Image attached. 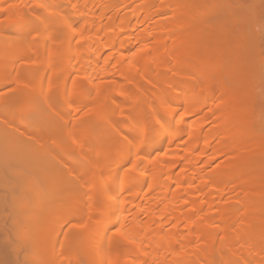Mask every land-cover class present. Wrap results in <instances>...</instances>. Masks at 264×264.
<instances>
[{
	"label": "bare ground",
	"instance_id": "obj_1",
	"mask_svg": "<svg viewBox=\"0 0 264 264\" xmlns=\"http://www.w3.org/2000/svg\"><path fill=\"white\" fill-rule=\"evenodd\" d=\"M156 1L28 0L23 5L0 0V107L15 108L0 109V264H97L90 258L98 249L105 251V264H264V174L257 173L264 164L259 158L264 154V92L253 76L260 71L254 58L264 59V0ZM221 8L229 18L211 35L205 25ZM194 9L201 14L192 19ZM7 31L22 33L23 44L2 46ZM230 31L238 50L252 45L246 60L222 51ZM190 55L199 58L191 61ZM110 65L120 74L111 80L99 76ZM48 66L52 75L44 95L42 67L46 71ZM240 69L252 79L235 84ZM75 72L80 75L70 81ZM69 85L72 93L66 98ZM206 92L210 100L202 98ZM38 98L34 131L19 126L24 119L14 127L13 117L33 112ZM62 102L74 110L72 128L57 122L40 128L44 115H61ZM106 110L110 116L103 140L108 142L100 146L93 123ZM28 134L34 138L28 141ZM70 134L91 138L86 148L81 143L82 150L77 149L80 165H89L85 172L66 165L75 156L60 161L65 166L56 176L49 158L40 162L43 166L25 163L34 148L51 146L50 153L55 147L75 148ZM9 141L15 142L5 153L1 147ZM121 158L139 162L137 172L116 171ZM72 174L90 191L87 207L70 202ZM18 177L24 183L17 190ZM43 181L53 183V189L48 185L52 192L60 187L57 200L42 195L48 187ZM113 185L118 190H110ZM105 187V200H100L98 189ZM28 193L36 195L25 217L37 227L18 231L17 206ZM49 215L52 221L60 219L56 229ZM90 222L105 235L111 225L118 234L107 243H93L101 235L96 233L87 245L83 231ZM47 233L58 240L53 242L56 253L34 262V245L50 246L52 240L44 241Z\"/></svg>",
	"mask_w": 264,
	"mask_h": 264
},
{
	"label": "rangeland",
	"instance_id": "obj_2",
	"mask_svg": "<svg viewBox=\"0 0 264 264\" xmlns=\"http://www.w3.org/2000/svg\"><path fill=\"white\" fill-rule=\"evenodd\" d=\"M17 2L18 3H20V2H23V5H27L28 4V0H17ZM160 3V2H164L163 0H158V1H156V3ZM157 3V4H158ZM204 3H206V4H209V1L208 0H205V2L203 1V5H204ZM23 5H21V6H23ZM158 5H160V4H158ZM164 5V4H163ZM207 11L206 12H208L209 10L208 9H206ZM209 13H211V11L210 12H208L207 14H209ZM200 14L201 13H199V9H194V11H192V14H191V18L192 19H195L196 17H198V16H200ZM212 14V13H211ZM213 14H214V18H213V20L212 21H208L207 23H206V28H205V31H207L209 34H211V35H215L216 33H217V31H218V28H219V25L221 24V23H224L228 18H229V12H227V11H223V9L221 8L220 10H218V11H213ZM261 19H264V16H262L261 17ZM222 25V24H221ZM22 34V33H21ZM20 33L18 34V35H16L13 31H7L6 32V34H5V37H3V42H1V43H3V45L2 46H8V44H14V45H16V44H23L22 42H21V40L20 39H22L21 37H22V35H21ZM232 37H233V31H230V38H229V40L227 41V42H225L224 44H222L221 45V49H222V51H224L225 53H230V54H233V55H235V56H237V55H239V57L242 59V60H246V56H247V53H249L251 50H252V45L250 44V43H248L247 44V46H245L243 49H241V50H238V47H237V43H236V41H234L233 39H232ZM76 42V41H75ZM205 49V47L201 50V53H203L204 50ZM193 55V54H192ZM195 55V54H194ZM193 55V56H194ZM198 56V55H197ZM197 56H196V58L194 59L191 55L189 56V60H191L192 58V60L191 61H196V59L198 60V58H197ZM49 59V58H48ZM256 59V60H255ZM254 60L256 61V65H259V73L257 74V75H253L254 76V78L255 79H258V86L260 87L259 88V92H260V90H261V92H264V59H261V58H254ZM253 60V61H254ZM232 61H234V60H229L228 62L229 63H231ZM105 62L103 61V62H101V64H104ZM183 63H185V64H187L186 62H183ZM196 63V62H195ZM195 63H193V65L195 64ZM233 63V62H232ZM234 63H235V61H234ZM184 64V65H185ZM184 65H182V66H184ZM185 66H188V65H185ZM44 67V66H43ZM42 67V69L44 70V84H43V90H44V95H46L47 93H48V79L50 78V76L52 75V66H48V67H46L47 69H46V71H45V68H43ZM51 67V68H50ZM42 69H41V71H42ZM91 70H95V69H91ZM242 69H240V71H241ZM96 71V70H95ZM107 72H105V73H101L100 72V75L99 76H104L105 78H107V79H113V77L115 76L114 74H116V72H117V74H120V72H121V70L120 69H116L115 68V65H110L109 67H108V69L106 70ZM129 74L131 75L132 73H133V71H134V68L133 67H130L129 68ZM80 75V73L79 72H75V73H73L72 75H71V78H70V81L75 77V76H79ZM178 76H180V74L179 75H177V78H180V77H178ZM249 76V75H248ZM183 78H184V76H182ZM248 78H251L252 79V75L250 76V77H248ZM247 78V73H245L244 71H241L240 72V74L237 76V77H235L233 80H234V83L235 84H241V82L243 83L246 79H248ZM185 79V78H184ZM183 79V80H184ZM146 80V79H145ZM147 80H149V79H147ZM182 80V78H181V81H183ZM143 82H145L144 81V79H143ZM146 82H148V81H146ZM145 82V83H146ZM150 82V81H149ZM30 84H32V82L31 83H29L28 84V92H30V88H31V86L33 87V84L30 86ZM147 84V83H146ZM148 85V84H147ZM35 86V85H34ZM149 86H152V85H149ZM27 87V86H26ZM88 88H89V86H87ZM25 89H27V88H25ZM36 90V91H35ZM35 90L33 91V93L34 92H37L36 94H38L39 93V91H37L38 89L37 88H35ZM27 91V90H26ZM64 94L66 95V98L67 97H69L71 94L70 93H72L71 92V85H69L68 87H66L65 89H64ZM207 93V92H206ZM206 93L204 94L203 93V95L204 96H202V98L203 99H205V100H210V94H208V95H206ZM59 94H60V98H61V91L59 92ZM91 95V94H90ZM90 95H87V96H90ZM37 97H40L39 96V94H38V96ZM39 99V98H38ZM40 99L39 100H36V103L34 104V108H33V112H29L30 113V115H29V113H27V112H25V110L24 111H22V112H20V113H18V114H16L15 115V117H13V118H15L14 119V121H15V123H13L12 125L14 126V127H18V124H17V121L20 119V120H25V121H22V123L24 122V124H22V126L21 125H19L22 129H27L26 127L28 126V130L30 129V130H32L31 128V126H33L34 125V122H36V119H35V117L37 118V116H39V115H37L38 113H40V111H41V106H40ZM62 111H61V115L58 117V118H55V119H53V117L51 118V116H49V113H48V115H44L43 116V118H41V121H39L40 123L39 124H41V122H42V127L41 126H39L40 128H42L43 130H46L47 128H50V127H52L51 125H54V123H58L59 124V126L60 125H65V126H70L71 128H72V126H73V123H74V110H73V108L72 107H70V106H67V104H65V103H63L62 102ZM2 108H4V110H6V112L8 113V111L10 110V109H15L13 106H11V105H6V106H4V107H0V109H2ZM106 109V108H105ZM136 113L138 112L137 111V108L136 107H133L132 108ZM260 116H259V119H261L262 117V114H259ZM35 116V117H34ZM110 116V114H109V112L106 110V112L105 111H103V115H102V118L100 119V120H98V121H94V123H93V127L95 128V140H97V142H98V144H100V146H102L103 145V143H105L106 144V142H108L107 140H106V142L103 140V138H105V135H106V133H107V131H105V129H106V127H105V125H107L108 123L106 122V120L108 119V117ZM26 118V119H25ZM95 125H96V127H95ZM32 131H34V129L32 130ZM32 131H31V133L30 134H32ZM35 136V135H34ZM34 138L33 137V135H29L28 134V141L30 140V138ZM89 139H91L90 137H84L83 139H81V140H79L75 135H71L70 134V136H69V141L71 142V143H73L74 144V147L76 148H72V149H70V150H68V151H61V150H59V148L57 149L55 146V149L53 150V153H50V152H52V149H53V147L51 148V144L49 145V143H48V146H50V150L48 149V146H47V144H46V146H47V149L48 150H44V151H41V148H39L40 149V151H38V148L36 149V148H34L33 149V151L32 152H29V153H27L28 154V156H27V160H28V162H25V163H27V164H30V165H38L44 158H45V160L44 161H46V158H49V162H50V164L52 165V163H54L53 165L55 166V167H58V168H60V169H58V168H53V165H52V173H56L55 174V176L57 175V173H60L59 172V170H61V167H64L65 166V164L63 165V164H61L60 163V161H62V160H65V159H67V158H71V157H73L74 158V156H75V158H77V157H79L80 155V152H79V150L81 149L82 150V148H86L87 147V143H88V141H89ZM14 139L12 138V141H13ZM12 141H9V142H5L3 145H2V147H1V149L2 150H6L5 151V153L6 152H8V150H10L11 148H13V143L15 142H12ZM25 141V139L23 140V142ZM32 141V140H31ZM33 141H34V139H33ZM18 142V141H17ZM19 143V142H18ZM21 143V142H20ZM26 143V142H25ZM35 143V142H34ZM83 144V147L82 146H80V144ZM32 144V143H31ZM104 144V145H105ZM22 145V144H21ZM53 145V144H52ZM56 145H57V143H56ZM16 146V145H15ZM37 146V145H36ZM35 146V147H36ZM23 147V146H22ZM32 147V146H31ZM44 147V146H43ZM82 147V148H81ZM19 148V147H18ZM21 148V147H20ZM30 148V147H29ZM45 148V147H44ZM79 148V150H77ZM8 149V150H7ZM36 149V150H35ZM43 149V148H42ZM17 150V149H16ZM15 150V151H16ZM12 151V150H11ZM28 151V150H27ZM29 151H31V150H29ZM46 151V152H45ZM48 151V152H47ZM50 151V152H49ZM10 152V151H9ZM25 152V151H24ZM82 152V151H81ZM11 153V152H10ZM9 153V154H10ZM22 153V152H21ZM16 154H19V153H16ZM46 154H48L49 156H47ZM10 155H12V154H10ZM264 157V154L263 153H261V154H259V158L261 159V161H262V163L264 162V159H262L263 157ZM18 157V156H17ZM19 157H20V155H19ZM26 157V156H25ZM21 158V157H20ZM22 159V158H21ZM24 159V158H23ZM68 159V160H69ZM82 159H84V158H82ZM18 160V159H17ZM85 160V159H84ZM84 160H81L82 162H84ZM16 161V160H15ZM23 161V160H22ZM21 161V162H22ZM65 161H67V160H65ZM49 162H47V163H49ZM80 160L77 158V159H75V161L74 160H72V161H68V162H66V165H71V167H73V165H75V167H78V169L80 170V171H84V168H85V170H86V167L87 166H89V165H87V164H85L84 166H83V163H82V165H80ZM87 162V161H86ZM127 161H126V159H123V158H121V160L119 161V163L117 164V167H115L117 170L116 171H119L120 170V172H122V168H127L126 170H124V172H127V173H136L137 171V169H136V167H138V165H139V162H138V164L136 163V162H128V163H126ZM20 163V162H19ZM46 163V162H45ZM79 163V164H78ZM126 163V164H125ZM136 163V164H135ZM41 164V163H40ZM46 165V164H45ZM49 165V164H48ZM58 165V166H57ZM60 165V166H59ZM29 166V165H28ZM40 166H43V164H41ZM40 166H38V167H40ZM68 166V167H69ZM51 168V167H50ZM88 168V167H87ZM77 169V170H78ZM260 169V170H259ZM49 170V169H48ZM48 170H46V171H48ZM78 170V171H79ZM259 172H257V173H260V174H264V164H262V166H260L258 169H257ZM50 173H51V171H49ZM85 172V171H84ZM48 173V172H47ZM49 173V174H50ZM50 175H52V174H50ZM49 175V176H50ZM69 177V176H68ZM54 179V176H52L51 177V180H52V182L54 183V181L56 180V179ZM18 180H14L15 181V186H14V189L16 188H18L19 189V184L22 182V178L19 180V177L17 178ZM24 179V178H23ZM58 179V178H57ZM69 179H70V181H69ZM79 180V179H78ZM78 180H76V177L74 176V174H72L71 175V177L70 178H68V186H71V187H69V188H71V189H69L70 191H69V197H70V202L72 203V204H77V203H81V201L82 202H84L85 204H86V207L88 206V204H89V201H90V198H89V193H90V191H89V189H88V187H86V185H85V187L83 186V184L81 183V181L79 182ZM26 181H28V179L26 180ZM25 181V182H26ZM29 182V181H28ZM27 182V183H28ZM56 183L58 182V180H56L55 181ZM23 183H24V181H23ZM23 183H21V184H23ZM45 183V181H43V184ZM46 183H48V181H46ZM53 183L51 184V181H49V184H46V186H52L53 185ZM55 183V184H56ZM80 183L82 184V185H80ZM58 184H59V182H58ZM71 184V185H70ZM13 185V184H12ZM17 185V186H16ZM29 186H30V184H28ZM27 184L24 186V187H26L27 189H28V186ZM118 185V184H117ZM117 185H113V186H111V188H110V190H112V191H115V189L117 188L116 186ZM21 186V185H20ZM23 186V185H22ZM21 186V187H22ZM42 186V185H41ZM44 186V188L46 187L45 186V184L43 185ZM48 186V187H49ZM50 186V187H51ZM82 186V187H81ZM7 186H5L4 188H6ZM8 187H9V185H8ZM11 187V186H10ZM40 187V186H39ZM48 187H46L45 189H43V187H40V189L39 190H42V195L45 197H49V198H57V196L59 197L60 195H58L57 193L58 192H60L59 191V188L60 187H57L58 188V191L57 190H55L56 192H52L53 190H51V188L53 189V187H49L50 189H48ZM55 187V186H54ZM3 188V187H2ZM3 188V189H4ZM11 188H13V187H11ZM10 188V189H11ZM26 188H22V189H26ZM42 188V189H41ZM2 189V193L4 192V190ZM17 189V190H18ZM55 189V188H54ZM29 190V189H28ZM38 190V191H39ZM99 190V194H101L102 195V197H98L100 200H105L104 198H103V196L104 195H106V193L108 192V189L105 187V188H100V189H98ZM98 190H96V191H98ZM117 190H118V188H117ZM16 191V190H15ZM27 191V190H26ZM29 191H31V190H29ZM33 191V190H32ZM17 193H18V191H16ZM16 192H13V193H16ZM22 191H20V193H21ZM28 192V191H27ZM40 192L41 191H39V194H40ZM12 193V192H11ZM33 193V192H32ZM32 193H28V196H27V198L25 199V200H22V202H20V204L17 206V209H18V211L20 212V214H19V223H18V231H19V228H22V227H25V226H27V227H33V226H35L36 224L35 223H33V221L32 220H29L28 221V219H26V215H28L29 213H28V211H30L31 210V207L34 205V202H35V197L33 196V195H36V194H32ZM37 193V192H36ZM53 193H56V194H53ZM61 193V192H60ZM1 194V193H0ZM2 195V194H1ZM11 195V194H10ZM19 195V194H18ZM27 195V194H26ZM26 195H25V197H26ZM56 195V196H55ZM3 196V195H2ZM1 196V197H2ZM14 196V195H13ZM16 196H17V194H16ZM18 197V196H17ZM40 196H38L37 198H39ZM55 198V199H56ZM45 199V198H44ZM58 199V198H57ZM56 199V200H57ZM37 200V199H36ZM39 200V199H38ZM46 200V199H45ZM44 200V201H45ZM54 200V199H53ZM53 200H48L50 203H51V201H53ZM121 200V199H120ZM119 200V201H120ZM230 200V199H229ZM228 200V201H229ZM119 201L118 202H116V203H119ZM240 201H243V200H239V201H237L238 203H241ZM40 202H42V201H40ZM53 202H56L55 200L53 201ZM52 202V203H53ZM1 203V202H0ZM36 203H39V202H36ZM48 203V202H47ZM47 203H45V204H47ZM84 203H82V205L81 206H83V204ZM238 203H236V204H238ZM49 204V203H48ZM54 204V203H53ZM85 204H84V207H85ZM113 204V203H112ZM111 204V207L113 206V207H115L116 205V207H118L119 205L118 204H113L112 205ZM36 205V204H35ZM38 205V204H37ZM36 205V206H37ZM50 205H52V204H50ZM78 205V204H77ZM235 205V204H234ZM241 205V204H240ZM243 205H246V204H244L243 203ZM35 206V207H36ZM79 206V205H78ZM239 206V205H238ZM247 206V205H246ZM85 207V208H86ZM240 207V206H239ZM244 206H242V210L244 209V208H246V207H244ZM113 209V208H112ZM116 209H118V208H116ZM33 210V209H32ZM31 210V211H32ZM111 210V209H110ZM119 210V209H118ZM55 211V210H54ZM54 211H52V213L54 212ZM113 211V210H112ZM51 213V212H50ZM51 213V214H52ZM55 213H57V212H55ZM110 213L112 214V212L110 211ZM109 213V214H110ZM29 216V215H28ZM30 216H33V215H31V213H30ZM50 216H54V215H49V220L51 221V222H54L55 224H53V227L56 229V225L59 227V225H58V223L60 224V219H58V220H56V218L58 217L59 218V216H58V213H57V216H56V214H55V216L54 217H56V218H54L55 220L54 221H52V218L50 217ZM113 216V215H112ZM111 217V216H110ZM29 218V217H28ZM30 219V218H29ZM31 219H34L33 217L31 218ZM48 220V221H49ZM113 218L111 217V218H109V223L110 224H113ZM59 221V222H58ZM50 222V223H51ZM49 223V224H50ZM52 224V223H51ZM36 227H37V225H36ZM52 227V226H51ZM58 227H57V229H58ZM86 227V226H85ZM101 226L99 225L98 227L96 226V225H94L93 223H89L88 224V226L86 227V231H83V237L85 238V240L84 241H86V242H84L82 239H83V237H81L82 239V241L84 242V243H87V245L89 244L88 242V240L92 237V236H94V235H96V233H100L101 235H100V237H95L96 239H95V241L93 242V243H96L97 241H103L104 243H107L108 242V238H109V236H110V238L111 237H113V238H115V236L114 235H117L118 233H116L117 231H116V229H114V227H112V225H111V227H110V229L108 230V232L106 233V235L104 234L105 233V231L104 230H102L101 228H100ZM54 229V230H55ZM21 231V230H20ZM23 231V230H22ZM114 231H116V232H114ZM21 233H23V232H21ZM25 233V232H24ZM48 234V233H47ZM50 234V233H49ZM49 234L48 235H46V239L45 238H42V241L44 240L45 242L47 241V240H52L53 239V237H49ZM235 235H237V234H235ZM44 237V236H43ZM49 237V238H48ZM58 238V237H57ZM236 238V237H235ZM55 239V238H54ZM41 241V242H42ZM43 241V242H44ZM57 241L58 240H55V241H51V242H49V244H50V246H49V244H46V246L48 245L49 247H47V248H43V244L41 243V242H38V243H40V247H38L39 245H37L36 247L40 250H38L37 248H35V245H34V249H35V251H33V252H35L34 253V255L33 256H31V254L33 253H31L30 254V256L32 257V258H34V262L36 261L37 262V260H39V258L41 259V257H43L44 255H48V254H50V255H52L51 253H53L54 254V252H55V249H56V247H54L55 245H57ZM44 242V243H45ZM53 242H56L55 243V245H53L54 243ZM83 242L82 243H80V245L81 244H83ZM92 242V241H91ZM21 244V243H20ZM51 244H52V246H51ZM83 245H85V244H83ZM82 245V246H83ZM81 246V247H82ZM41 247H42V249H41ZM54 247V248H53ZM59 247H60V242H59ZM58 247V248H59ZM80 247V251L82 250V252H84L83 251V249L82 248H84V247H82L81 248ZM57 248V249H58ZM105 248V247H104ZM84 249H87L86 248V246H85V248ZM38 250V252H36ZM56 253V252H55ZM49 256V255H48ZM104 256H105V251H103L102 249H98L97 251H94L92 254H91V260L90 261H97V264H105V262L107 261V260H105L104 261ZM30 257V258H31ZM46 257V256H45ZM31 258V259H32ZM30 259V260H31ZM41 260H43V259H41ZM32 261V260H31ZM24 264H25V261H22ZM27 262H28V259H27ZM26 262V263H27ZM33 262V261H32ZM49 262V261H48ZM23 263H20V264H23ZM38 263V262H37ZM36 263V264H37ZM40 263H41V261H40ZM40 263H38V264H40ZM90 263V262H89ZM28 264V263H27ZM30 264V263H29ZM35 264V263H34ZM107 264V263H106Z\"/></svg>",
	"mask_w": 264,
	"mask_h": 264
},
{
	"label": "snow or ice",
	"instance_id": "obj_3",
	"mask_svg": "<svg viewBox=\"0 0 264 264\" xmlns=\"http://www.w3.org/2000/svg\"><path fill=\"white\" fill-rule=\"evenodd\" d=\"M38 6L43 7L44 5H42V4H38ZM181 118H183L182 115H181Z\"/></svg>",
	"mask_w": 264,
	"mask_h": 264
}]
</instances>
